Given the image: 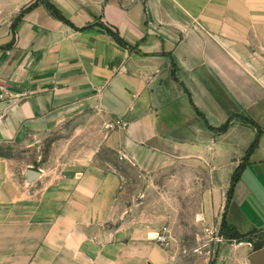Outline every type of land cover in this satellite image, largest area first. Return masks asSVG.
<instances>
[{"label": "crops", "instance_id": "0c3cea01", "mask_svg": "<svg viewBox=\"0 0 264 264\" xmlns=\"http://www.w3.org/2000/svg\"><path fill=\"white\" fill-rule=\"evenodd\" d=\"M71 120L106 127L92 157L30 182L0 155V264H178L154 239L180 195L263 231L264 0H0V142Z\"/></svg>", "mask_w": 264, "mask_h": 264}, {"label": "rangeland", "instance_id": "374dc122", "mask_svg": "<svg viewBox=\"0 0 264 264\" xmlns=\"http://www.w3.org/2000/svg\"><path fill=\"white\" fill-rule=\"evenodd\" d=\"M97 122L93 119L91 124L95 125ZM84 123L82 120H71L46 133H27L15 140L1 141L0 155L13 157L21 171L32 167L41 169L42 172L46 170L54 173L61 162L70 163L80 158H90L101 146L106 127L101 129L99 126H89L84 130ZM97 154L103 159L117 161L114 152L108 147H102ZM120 165L130 175L129 184L137 183L138 172L132 167L127 169ZM180 202L183 206L171 211L173 217L162 220L160 231L168 228L169 236H166L164 242L158 237L154 239L159 244H164V248L176 253L175 260L178 264H227L229 259L225 257L229 258L236 253H249L250 256L254 251L251 242L252 245L246 247L228 237L227 228H222L224 212L217 211V203L216 209L211 207L207 211L202 204V195L199 194L180 195ZM208 228L214 232L211 233ZM253 236L255 241L263 239L264 230L253 231Z\"/></svg>", "mask_w": 264, "mask_h": 264}, {"label": "trees", "instance_id": "16d2710c", "mask_svg": "<svg viewBox=\"0 0 264 264\" xmlns=\"http://www.w3.org/2000/svg\"><path fill=\"white\" fill-rule=\"evenodd\" d=\"M48 5H49L52 13L57 18L64 21L65 23L72 25L76 29H85L88 27L100 26L101 29H103L104 31H106L107 33L112 35L119 44H121L122 46H125V47L133 48V46H131L130 44H128L124 40V38L121 36L120 32L117 29L113 28L112 26L107 25L104 22L96 21L94 23H90L89 25L80 28V27L75 26L74 23H72V21H70L66 16H64L62 11H60V9H58L55 5H53L52 3H48ZM33 7H34V4L30 5L16 18V20L13 22L14 32L17 28V25L20 23V21L23 19V17L27 14V12L31 11L33 9ZM200 114H202V113H200ZM232 120H233V118H230L227 123H225L222 127L219 128V130L220 131H226L229 128ZM245 121L252 123L256 127H258L260 131L262 130L261 126L254 119L246 117ZM258 141H259V139L255 140L254 143L251 145V147L248 150V156H249V154H251V152L254 150V148L258 145ZM242 168H243V164L240 165V167L238 168L237 172L234 175L232 187H231V190H230L229 196H228L229 201L232 199L233 189H234L236 182L240 178V171ZM222 228H224V229L227 228L228 237L233 239V240H236L237 242H243V241L251 242L254 245V250H258V249H261L264 247V238L260 239L259 241H255V238L253 236V232H248V233L240 232L236 227L228 224V222L225 219V216L223 218Z\"/></svg>", "mask_w": 264, "mask_h": 264}, {"label": "water", "instance_id": "95a60500", "mask_svg": "<svg viewBox=\"0 0 264 264\" xmlns=\"http://www.w3.org/2000/svg\"><path fill=\"white\" fill-rule=\"evenodd\" d=\"M41 176V171L39 169L29 168L27 170V179L32 182ZM250 258L253 264H264V247L258 250H254L250 254Z\"/></svg>", "mask_w": 264, "mask_h": 264}, {"label": "built area", "instance_id": "2783aa9c", "mask_svg": "<svg viewBox=\"0 0 264 264\" xmlns=\"http://www.w3.org/2000/svg\"><path fill=\"white\" fill-rule=\"evenodd\" d=\"M208 231H210L211 233L214 232V230H212L211 228H208ZM158 238H159V240L162 241V242H164V241L166 240V236H164V235H159ZM221 239H222V238H221Z\"/></svg>", "mask_w": 264, "mask_h": 264}]
</instances>
